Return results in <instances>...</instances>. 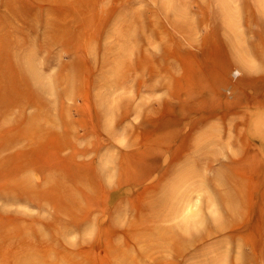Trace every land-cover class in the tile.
I'll return each mask as SVG.
<instances>
[{
  "label": "rangeland",
  "instance_id": "rangeland-1",
  "mask_svg": "<svg viewBox=\"0 0 264 264\" xmlns=\"http://www.w3.org/2000/svg\"><path fill=\"white\" fill-rule=\"evenodd\" d=\"M49 26L61 31L60 41L42 47ZM260 29L264 32V0H0V141L29 128L23 134L26 139L1 157L29 151L27 138L37 132L45 134L44 141L62 135L71 143L63 151L36 154L41 171L25 165L33 155L24 152L25 156L16 157V163L0 169L4 185L0 190L11 186L12 180L28 178L45 193L62 191L61 201L64 192L73 196L68 215L59 207L55 212L45 202L40 208L0 200V264H23L19 260L26 255L34 257V264H53V260L58 261L55 264H264V165L236 170L240 200L222 204L216 200L214 186L201 183L200 178H182L173 185L171 181L183 169L165 174L166 155L148 152L154 145L155 150L157 144L162 146L158 136L178 124L186 128L185 121L198 106L195 98L187 99L192 96L189 92L217 85L213 77L222 60L234 54L241 57V50L249 48L247 42L258 40ZM15 49L22 51L25 61L31 56L32 88L55 124L42 118L31 120L40 106L31 107L33 98L23 93L19 101L24 110L5 111L4 106L17 101L19 92L7 83L15 65L5 53ZM244 55L240 59L246 65L257 67L259 62L252 55ZM238 69L228 70L229 82L220 90L217 105L235 103L240 89L252 90L239 85ZM244 73L250 78L264 77L260 67ZM237 87L235 95L232 90ZM232 119L237 122L238 118ZM207 128L192 133L183 154L193 151L190 146ZM182 136H186L184 130ZM210 137L227 142L217 129ZM96 144L101 146L97 154L93 151ZM222 144L210 145L215 170L241 158L236 147L223 148ZM74 146L87 151L76 156ZM142 150L147 154L140 162L137 153ZM145 167L152 174L135 183L133 178ZM94 172H101V177L93 179ZM205 173L210 175L201 171ZM215 187L228 192L225 186ZM160 197L165 201L161 215L160 210H154L156 214L149 208ZM231 203L234 212L228 210ZM70 221L73 226L63 232L59 227ZM160 230L167 233L160 236Z\"/></svg>",
  "mask_w": 264,
  "mask_h": 264
},
{
  "label": "bare ground",
  "instance_id": "bare-ground-1",
  "mask_svg": "<svg viewBox=\"0 0 264 264\" xmlns=\"http://www.w3.org/2000/svg\"><path fill=\"white\" fill-rule=\"evenodd\" d=\"M46 1L48 2V0H44V2H46ZM49 4H51V3H49ZM237 7H238V5H237ZM206 18L208 19V16ZM206 18L205 17L204 18L201 17L200 20H204ZM195 21H196V19H195ZM201 22L203 23V21H200V23ZM206 22H209V20L208 21L206 20L204 23H206ZM175 26H176V24H175ZM198 27L199 26H197V28ZM48 29L46 31L49 34L47 35V37L45 36L43 38L44 39V45L42 47H44V46L49 47L52 44L60 41L61 31H55L50 26L48 27ZM183 31H184V29H183ZM257 34H259L257 41H255V42L254 41L253 42H247L248 46H249L248 50L247 49H242L241 50L239 48L241 50V57H239L238 54L236 56H235V54L233 56L231 55L232 57H230V58L229 57H227V58L224 57L225 59L222 60L223 62L221 63L220 68L217 69V71L215 72L214 77H213V80H214V82L217 83V85L213 84V86L209 87V88H207V87L205 88L204 86H202L200 88H197V90H195L193 92H191V91L189 92V94L192 95V96H188V97L186 96L187 99L190 100L191 97H192L193 100H194V98H195L197 103H198V106L196 107L194 114L188 120L185 121L186 128H181V124H178L177 125L178 127L173 128V130L170 131V133L165 134V136L164 135L158 136L157 138L159 140H161L160 145L162 144L163 147L161 146L159 148V145L157 144L156 145V150H155V145H154V147L150 148V150L148 151V152L158 151L157 153H159L161 155H163V154L166 155L164 157V164H165V161H167L168 164L164 166V170L163 171H164L165 174L173 173V175H174L175 174L174 172H177V171H180V170L183 169V171L178 176L175 175L177 177H174L173 180L171 181V183L173 185L178 184L179 180L182 179V178L183 179L186 178L187 180H189L191 178H200V182L201 183L202 182H207L208 184L214 186V191L213 192H215V194H216V200H218L219 203H222V204H224V202L226 200H228V201L231 200L232 202H234V204H235L236 200H240V195H239V191H238V188H239L240 185L237 186L239 184V182L236 179L237 177L235 178V175H238V172L236 173V170H238L240 167L242 168L243 166L244 167L246 166L249 169H253V168H257V166L261 167V165H264V77H261V78H253V77H251L250 78L248 76L249 77L248 78L247 76H245L246 74L244 73V72L248 73L249 70L255 69V68H259V67L261 68V70L264 69V32H262L261 29H260V33H257ZM168 35H171V34H168ZM17 47H21V45L18 44ZM45 49H47V48H45ZM5 54H7V58L9 60H12L14 65H15L14 67L11 68L12 69L11 71L13 73V77L11 79L8 78L7 83H10L11 87L17 88V90L19 91V92H16L17 101L6 104L4 106L5 111L8 110V109H11L12 107H14V108L17 107L20 111H23L24 110L23 104L20 103L21 101H19V98L22 96V93H23V94L29 95L31 98H33L32 101L30 102V106L31 107L32 106H40L37 109V111L35 112V114H33L32 117L30 118L31 120H34L36 118H42V119L48 120V121L51 120L50 121V122H52L51 124H55L56 122L50 118L51 117L50 116L51 113L49 114L50 111H47V110L43 109V104H42V102L40 100V96H39L38 92L34 91V89L32 88V82H31V79H30V77L28 75V72L32 68V66L29 63V61L31 60V56H29L27 61H25V59H24V57L22 55L23 54L22 51H17L16 49L14 50V52H12V50H11V52L7 51ZM244 54L252 55L255 58L254 61L257 60L259 62L257 67H254L255 65H253V66L246 65L242 61L243 59L242 60L240 59V58H242V56H245ZM254 64H257V63H254ZM251 65H252V63H251ZM232 66H237L239 68L238 69L239 71L237 72V73H239V75H241V78H240V81H239V83H240L239 85H244L246 87H250V88L253 87V88H252L251 91H246L245 89H240L239 94L237 96V100L235 101V103L226 102V103L222 104V103L219 102L218 105H217V102L220 101V100H218L219 98L217 96H219L218 94H220V90L225 87V84L226 85L228 84L229 81H228V79L226 77V74H228V70ZM254 71L256 72V70H254ZM37 75H39V74H37ZM262 76H264V75H262ZM20 87L21 88L22 87L25 88L26 89V91H25L26 93H24L23 92L24 89L23 88L21 89ZM237 88H236V90H234V89L232 90L233 94H235V95H237V91L239 90V88L238 89ZM10 90H12V89H10ZM7 97H9V94L6 95V98ZM1 98L2 97L0 96V99ZM232 117H237L238 118L237 122L235 121V119H232ZM206 126H208V128L205 131H202L201 136L197 137L196 143L190 146V147H192L193 151L191 153H189V154H183L185 152V150L188 149L187 142L191 139L192 133L194 135L195 134L194 132H196V130H199L200 128H203V127H206ZM28 129L24 128V129H22L23 131H18V135L17 136H14V137H11V138H8V139L4 138V140L0 141V169L1 170H4L5 167H8L9 165H12V164L16 163V161H17L16 157H18L20 159L21 156H25L24 152H27V153L33 155V158H34L35 155L36 154L38 155L39 152L40 153L41 152H44V153L50 152V154H51V151H63L66 148H71L70 141L67 140V139H63L64 137L62 135H60V138H59V135H56L55 136L56 137L55 141L49 142V141H44L43 136L45 134H42L41 132H37V133H34V134H32L31 136H29L27 138L28 139V144H29V146H31V148H29V151H24V152L20 151L19 153H16L15 155H11V156H7L6 155L4 157H1L4 153H6L9 150L13 149L14 147H16L18 144H20L21 142H23L26 139V138L24 139L23 134ZM214 129H217L218 131L222 132L223 136L227 137V142L222 144V141L218 137H217L218 140L213 139L211 137H210V139H208L207 137L211 136V131L212 130L214 131ZM183 130L186 132V136H184V137L182 136ZM212 135H214V134H212ZM201 139H204V142H201ZM174 142L178 143V145H176L175 149L173 147V143ZM157 143H159V142H157ZM220 143L222 144L223 148L236 147L235 149H237V152H238L237 156H241V158H239L240 159L239 162H234L233 161L234 159H233V160H230V161H228L226 163H222L220 169L218 168V169L215 170L213 168V162L216 160V158H214V156L212 155L213 152L210 149V145H218ZM74 148H75L74 151L76 153V156H77V153L85 154L86 151H87V149H79L77 146H74ZM100 149H101V146H98L97 144H96V146H93V151L95 153L98 152ZM89 151H91V149H89ZM137 154H138L137 155V159H139V161L142 162L143 159L146 158L145 156H146L147 152L142 150V152H139ZM225 156H227V155H225ZM49 157H51V155ZM33 158H31L29 160L27 159L28 162H26L25 165L27 167H29V168L36 167L37 171H41L42 168H41V163L38 161L39 159L37 158V156L35 157L36 159H33ZM44 159H45V157H44ZM162 160H163V158H162ZM51 162L53 164L52 160H51ZM46 163H47V161H46ZM48 163H50V162H48ZM89 164H90V162H89ZM50 166H51V163H50ZM246 167H245V169H246ZM52 168L54 169L55 167L53 166ZM57 168H58V166H57ZM185 168L186 169L188 168V169L186 170ZM4 171H2V172L4 173ZM201 171H202V173H204L205 171H209L210 175H207V173H205V175L201 174ZM57 172H59V171H57ZM54 173H53V175H54ZM151 174H152V170L149 167H145L143 172L140 173V174H137L136 177L133 178V179L136 181L135 183L139 184V183H142L144 180H146V178L149 177ZM12 175H10L9 177L8 176H4V175H2V176L6 177V178L7 177L8 178H12L11 177ZM101 175H102L101 172H98V173L94 172V176L92 175V178L93 179H97V177L100 178ZM56 176H55V179H56ZM133 177H134V175H133ZM0 178H2V177H0ZM37 182H39L41 184V181H37ZM52 182H53V180L51 181V184H52ZM8 183H7V186L9 184H12V183L13 184L11 186H9V187H7L6 184H5V186L7 188H4L3 190H0V200L4 201L8 205H15V204H18L20 202H26V203L37 205V207L39 206L40 208H42V206H44L42 202H45L46 204H50L54 208L55 212H57V210L60 208V210L66 212V214L68 215L70 213L69 211H71V205H73L71 200L73 199V196H70L68 194L69 192L68 193L67 192L63 193V194H65V198H64V201H61L60 195H61L62 191L57 192L55 189L53 191H49L50 189H48L49 192H47L44 189L47 192V193H45L40 187L36 186L28 178H21V179H19L17 181L12 180L11 183H9V184ZM2 185L0 184V187ZM215 185H221V186L227 187L228 188V192H226V194L219 192V190H217ZM95 189H96V187H95ZM63 190H64V188H63ZM66 190H68V189H66ZM159 191H160V189H159ZM143 192H145V191H143ZM153 192H155V191H153ZM187 192H188V190L185 189V193H187ZM241 193H242V191H241ZM149 194H151V193H149ZM163 194H164V190H163ZM163 194H161V195H163ZM170 194H172V193H170ZM147 195H148V193H147ZM155 196L157 197V195H155ZM183 197H184V195H180V199L181 200H183ZM144 199H145V196H144ZM163 199L160 197V199L158 198V200L153 201L151 203L150 207H149L151 209V211L160 210L162 208L164 202H165ZM145 202H143V204ZM234 204L231 203L229 205V207H228L229 211L234 212V210H235ZM2 205H4V204H2V202H1V206ZM227 206H226V208H227ZM4 208L3 209L1 208V209L4 211ZM163 211H164V209H163ZM163 211L160 210L159 215H161L162 214L161 212H163ZM5 212H6V210H5ZM148 213H150V212H148ZM154 213L157 214V212H155V211H154ZM62 214H63V212H62ZM66 214H64V215H66ZM14 215H15V213H14ZM146 216H149V215H146ZM168 216H167V218H168ZM157 217L154 218V219H157ZM167 218H166V220H167ZM163 219H164V217H163ZM163 219H161L162 222H164ZM142 220H145V219H142ZM30 222H32V221H30ZM37 222L35 224H37ZM1 223H2V221H1ZM15 224H17V223H15ZM42 226L48 228V230H52V227L50 225H48V224H42ZM71 226H73V224H71V221H70L69 224H67L65 227H64V225H62L59 228L62 227L63 228V232H68L71 229ZM0 227H2V225H0ZM53 227L55 228L54 224H53ZM160 227H162V226H160ZM0 230H2V229H0ZM157 230H159V229H157ZM10 231H11V229H10ZM170 231H172V230H170ZM166 233H167L166 230H160V232H158V234L160 236H163ZM136 234H135V236L138 235V234L137 235ZM130 235H132V234H130ZM148 235L146 234V236H148ZM0 236H2V233H1ZM135 236H133V237H135ZM152 236H153V234H152ZM152 236H150V237H152ZM155 236L156 235H154V237ZM170 236L173 239L175 237L173 235V233H170ZM154 237H153V239H154ZM129 238H132V236L129 237ZM135 239H136V237H135ZM142 240H143V238H142ZM30 241H31V239H30ZM136 241H138V240H136ZM161 241H159V242H161ZM163 242L166 245V241H163ZM35 243H37V242H35ZM10 244L14 245L15 243H10ZM149 245H150V243H149ZM151 245H152V243H151ZM175 245H176V243H175ZM175 248H177V245H176ZM118 250H120V248H118ZM12 251H13V249H12ZM36 252H37V250H36ZM121 252H123V251H121ZM149 252H151V251H149ZM11 253H13V252H11ZM70 253H69V255H71ZM140 253H143V252L141 251ZM146 253H147V251H146ZM25 255H26V252H25ZM63 255H64V253H63ZM69 255L66 254L65 256H69ZM8 256H9V254H8ZM19 256H21V255H19ZM57 257L59 258V256H57ZM120 257H121V255L119 256V258ZM4 258L6 259V257H3V259ZM32 258H34V257L31 256V255H26V256H24L21 259L19 258L20 260L19 259L18 260L19 261L23 260V262H24V263L22 262L23 264H34L35 261ZM50 258H52V257H50ZM52 259H51V262H52ZM14 260H13V262H14ZM35 260L39 261V259L37 257H36ZM122 260H123V255H122ZM54 261L55 260H53V264L58 262V261L57 262L56 261L54 262ZM66 261H67V259H66ZM16 262H18V261H16ZM123 262L126 263L125 261H123ZM64 263H65V261H64ZM120 264H122V262Z\"/></svg>",
  "mask_w": 264,
  "mask_h": 264
}]
</instances>
